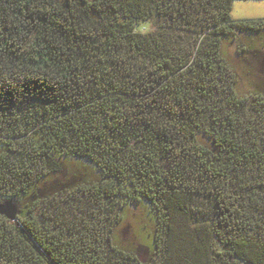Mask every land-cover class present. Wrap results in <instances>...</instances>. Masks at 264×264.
Returning <instances> with one entry per match:
<instances>
[{"label": "trees", "instance_id": "16d2710c", "mask_svg": "<svg viewBox=\"0 0 264 264\" xmlns=\"http://www.w3.org/2000/svg\"><path fill=\"white\" fill-rule=\"evenodd\" d=\"M231 2L0 0V264H264V18ZM143 201L151 260L115 236Z\"/></svg>", "mask_w": 264, "mask_h": 264}, {"label": "rangeland", "instance_id": "374dc122", "mask_svg": "<svg viewBox=\"0 0 264 264\" xmlns=\"http://www.w3.org/2000/svg\"><path fill=\"white\" fill-rule=\"evenodd\" d=\"M230 16L233 19L264 18V0H232ZM134 27L135 30L139 31H149L154 28L152 22H140ZM234 46L235 39L227 37L223 40L222 52L231 62L233 69L242 75L245 63L236 56ZM66 168V170H71V172L83 177H93L96 174L95 170L86 162L68 163ZM122 216L115 229L117 240L127 247H139L141 257L151 260V257L154 256L152 250L143 245L150 242L155 230L156 223L150 207L144 201L131 203L123 208Z\"/></svg>", "mask_w": 264, "mask_h": 264}, {"label": "water", "instance_id": "95a60500", "mask_svg": "<svg viewBox=\"0 0 264 264\" xmlns=\"http://www.w3.org/2000/svg\"><path fill=\"white\" fill-rule=\"evenodd\" d=\"M0 214L6 218L14 220L16 218L15 206L9 201L0 202Z\"/></svg>", "mask_w": 264, "mask_h": 264}]
</instances>
